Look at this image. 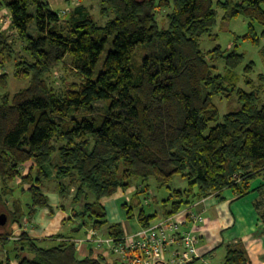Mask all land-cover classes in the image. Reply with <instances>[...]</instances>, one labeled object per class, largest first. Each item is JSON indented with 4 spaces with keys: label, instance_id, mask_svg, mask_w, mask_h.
<instances>
[{
    "label": "trees",
    "instance_id": "obj_1",
    "mask_svg": "<svg viewBox=\"0 0 264 264\" xmlns=\"http://www.w3.org/2000/svg\"><path fill=\"white\" fill-rule=\"evenodd\" d=\"M216 5L225 20L246 17L245 37L261 42L264 30L259 35L255 24L264 26V0H101L104 25L83 4L66 16L48 0H0V11L10 17L9 27L0 24V64L12 62L14 76L30 80L0 96V215L8 216L0 224V243L19 264H116L79 256L72 235L60 234L55 245L27 231L14 237L15 223L50 207L46 190L53 181L63 197L73 188L71 202L82 207L75 212L78 230H100L108 222L101 200L126 191L134 179L154 177L162 186L179 175L188 180V187L164 200L168 217L226 188L244 196L264 175V74L261 85L246 91L236 72L242 53L201 49V38L213 35L218 23ZM111 37L113 49L97 74ZM221 58L226 73L216 71ZM255 65L250 62L246 72ZM61 67L79 77L62 92L48 79ZM9 78L0 73L4 88ZM216 96L228 100L223 117ZM256 207L264 224V199ZM157 217L143 209L139 214L143 227ZM110 232L125 233L119 223ZM224 247L219 264H250L243 241Z\"/></svg>",
    "mask_w": 264,
    "mask_h": 264
},
{
    "label": "crops",
    "instance_id": "obj_2",
    "mask_svg": "<svg viewBox=\"0 0 264 264\" xmlns=\"http://www.w3.org/2000/svg\"><path fill=\"white\" fill-rule=\"evenodd\" d=\"M48 1L51 6V1ZM79 1V4L89 7L88 1L90 0ZM74 7L68 10V15ZM6 13H8L7 9L0 11V22L4 21ZM2 25L4 26V24ZM4 27L6 28V25ZM27 165L29 166L27 167ZM31 165L32 162H29L24 166V169H27L26 171L23 170L24 173L28 172ZM133 191L137 190L132 185L126 191L120 189L114 196L101 200L109 216H107V224L102 229L96 230V239H106L113 236L110 232L111 226L117 223L122 225L125 233H135L143 227L139 217L137 218L139 222L135 225L127 220V216L120 215L118 212L119 201L125 200L124 204H128L125 195ZM46 195L49 196L50 207L39 208L30 221L24 218L21 224L15 223L13 225L14 237H18L23 231H27L32 237L49 245L50 242L58 244L60 239L57 236L60 234L72 235L75 239H84L91 232L93 228L86 226L81 230L74 229L78 226V217L75 216V212L81 210L82 207L80 204L71 202L73 188L69 195L63 197L59 191L58 182L53 181L49 184ZM263 199L264 175L252 181L250 192L244 196H238L233 188H226L221 192V196L214 194L196 202L194 211L202 214L205 221L199 222L198 226L194 228L192 220L187 218L183 223V229L194 228L195 233L199 236L197 264H219L223 262L226 255L224 244L239 241H243L245 244L250 264H264V234L262 233L264 224L256 207V202ZM109 208L112 210L111 214ZM162 217L164 215L159 218ZM159 218L157 217L153 222ZM76 249L81 257L103 258L107 263L120 264V258L110 248L99 246L97 241L82 244L80 249L77 247ZM171 251H168L169 255ZM8 257L11 258L8 259ZM0 264H19L18 260L11 256L8 246H4L2 243H0Z\"/></svg>",
    "mask_w": 264,
    "mask_h": 264
},
{
    "label": "rangeland",
    "instance_id": "obj_3",
    "mask_svg": "<svg viewBox=\"0 0 264 264\" xmlns=\"http://www.w3.org/2000/svg\"><path fill=\"white\" fill-rule=\"evenodd\" d=\"M51 6L55 11L60 12L62 15H68V10L74 7L73 0H50ZM218 1V0H215ZM80 3V1H79ZM89 9L92 10V14L96 21L104 25L107 21L100 12L101 10V0H90L88 1ZM219 13L218 23L214 28L213 35H205L200 40L201 49L205 52L210 51L218 46H221L226 53H229L233 50H237L239 53L244 55L243 63L236 69V72L239 76L238 86L243 88L246 91H251L254 87H258L261 85V81L259 79L260 74H264V38L261 37V42L259 44L253 42L251 38H246L245 35L250 32L249 28V20L246 17L238 15L229 20L223 19L224 11L216 5ZM90 10V11H91ZM30 11L35 12V5L30 6ZM67 12V13H66ZM165 12L161 11L159 13V20L162 27L167 26V22L165 20ZM8 20V21H7ZM7 21V23H5ZM1 24L6 25V28L9 27L10 21L8 13L4 16V21L0 22ZM256 31L259 35H261L264 30V26L256 23L255 24ZM37 32L36 24L32 23L30 27V33L35 35ZM114 38H109L106 43L105 50L103 52L102 58L97 65L96 73L98 74L101 69L103 62L109 52L113 49ZM17 47V49H19ZM67 65L68 60L66 59ZM255 62V68L253 72L247 73L245 67L250 63ZM214 65L217 67V72L226 73V64L224 59L217 60ZM8 72L10 74V78L8 79V86L3 87L0 83V96L7 91L15 93L18 90L27 87L29 85L30 80H21L17 79L14 76V65L10 61H6L3 64H0V73ZM49 82L54 85L57 90L62 92L73 82H78L79 77L76 76L73 72L69 71L68 67H61L56 69L49 76ZM248 79L253 80L254 82L248 83ZM262 90V99L264 100V83ZM215 103L220 109L221 116L227 113L229 105L228 100L226 98H221L220 96H216L214 98ZM99 105H103V102H99ZM237 104L235 103V106ZM29 165H27L28 167ZM26 171L27 169H23ZM133 187L139 188L138 192L133 191L129 192L125 195V199L128 202V206L126 207L124 204L125 200H120L118 204V212L120 215L127 216V220L131 221L133 224H138V217L140 211L143 209L146 214H158V218L164 214V200L168 198L172 191L176 188H186L189 185L188 180L182 176H176L168 186L160 185V183L154 178L151 177L148 181H143L141 179H134L132 181ZM133 208V215L129 217L128 211L129 208ZM110 214H111V209ZM109 216V215H108ZM78 219V218H77ZM79 222V219H78ZM85 228V227H84ZM49 245H55V242H50Z\"/></svg>",
    "mask_w": 264,
    "mask_h": 264
},
{
    "label": "built area",
    "instance_id": "obj_4",
    "mask_svg": "<svg viewBox=\"0 0 264 264\" xmlns=\"http://www.w3.org/2000/svg\"><path fill=\"white\" fill-rule=\"evenodd\" d=\"M73 3L78 5L79 0ZM194 206H187L175 215L159 218L150 226L121 237L96 239L97 231L92 229L84 239H75V245L80 249L82 244L97 241L99 246L110 248L120 258V264H187L199 257V236L194 228L205 221L202 214L194 211ZM187 218L192 220L194 228L183 229ZM169 250H172L170 255Z\"/></svg>",
    "mask_w": 264,
    "mask_h": 264
},
{
    "label": "water",
    "instance_id": "obj_5",
    "mask_svg": "<svg viewBox=\"0 0 264 264\" xmlns=\"http://www.w3.org/2000/svg\"><path fill=\"white\" fill-rule=\"evenodd\" d=\"M8 221V216L7 214H2L0 215V224L1 225H5ZM74 229H78V227L74 228Z\"/></svg>",
    "mask_w": 264,
    "mask_h": 264
}]
</instances>
